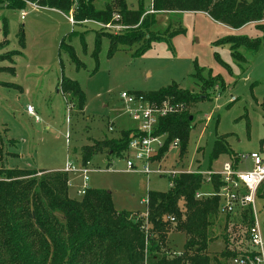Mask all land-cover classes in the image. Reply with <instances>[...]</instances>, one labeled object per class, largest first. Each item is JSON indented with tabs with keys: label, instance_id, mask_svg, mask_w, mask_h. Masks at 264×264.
<instances>
[{
	"label": "rangeland",
	"instance_id": "obj_1",
	"mask_svg": "<svg viewBox=\"0 0 264 264\" xmlns=\"http://www.w3.org/2000/svg\"><path fill=\"white\" fill-rule=\"evenodd\" d=\"M108 1L111 0H99L97 7L102 8ZM126 1L131 10H138L142 5L146 11L137 24L124 25L119 19L112 21L126 26L125 31H131L140 25L143 17L152 13V0ZM23 12L24 20L21 19ZM72 15V10L63 14L44 7L0 10V68L12 67L7 55L12 51L20 52V56L11 58L16 66L15 75L0 72V169L38 173L63 170L67 161L80 169L82 147L101 144L105 138L119 137L122 130L137 128L120 99L122 92L146 94L173 83L203 99L189 107L195 127L185 156L180 158V148L169 150L152 162L150 173L141 174L127 170V160L131 159L128 155L108 157L97 153L90 161L92 171L87 181L79 171L67 173L70 197L82 198L78 191L85 188L106 190L111 192L116 210L129 211L133 213L132 218L146 220L147 193L168 192L171 173L221 170L222 164L229 160L228 155H220L210 163L219 138L239 156L260 151L264 145V38L255 24L232 30L199 12L157 14L158 23L153 30L165 34L172 22L174 28H182L184 32L167 41L153 42L138 57L136 54L143 42L120 46L109 57L110 43L103 39L96 60V31L101 27L107 29L108 24L74 25L70 21ZM3 17L9 22L6 39L2 34ZM72 32L83 35V40L76 35L68 42L83 64L81 68L60 49L61 41ZM230 36L256 40L258 49H240L244 60H239L228 46L216 44L217 40ZM6 40L9 45H5ZM198 71L201 79L213 82L209 88L195 79ZM63 76L81 86L86 96L83 113L58 91ZM70 104L74 107L69 111ZM28 106L33 107L35 116L27 113ZM135 165L140 167L141 163L136 161ZM200 192L212 193L211 184H204ZM255 209L264 235V190L257 198ZM217 215L214 241L208 248L210 264L221 262L228 232L226 215ZM145 224L142 229L145 235L153 237L152 224L147 220ZM173 226L171 224L160 244L163 253H181L184 249L186 235Z\"/></svg>",
	"mask_w": 264,
	"mask_h": 264
},
{
	"label": "trees",
	"instance_id": "obj_2",
	"mask_svg": "<svg viewBox=\"0 0 264 264\" xmlns=\"http://www.w3.org/2000/svg\"><path fill=\"white\" fill-rule=\"evenodd\" d=\"M98 1L0 0V10L22 11L28 3L63 14H69L72 10L74 25H84V21L110 24L115 16L124 25L137 24L146 12L142 5L138 10L129 9L126 0H111L105 2L102 8L97 7ZM151 12L131 31L112 33L103 27L99 28L95 36L94 58H98L103 39L109 40V57L120 46L143 42L136 54L138 57L153 42L167 41L182 34L184 30L174 28L172 22L165 34L153 30L158 23L156 15L164 13L180 15L185 12H204L213 21L234 30L255 24L264 38V0H152ZM2 34L5 39L9 35L5 17L2 18ZM24 35L22 29V46ZM76 35L83 40V35L69 33L61 41L60 49L70 56L77 68H81L83 64L68 44ZM258 43L245 37L232 36L216 41L218 45L228 46L239 60H244L240 49L256 51ZM5 45H9L7 40ZM7 56L12 67H1L0 72L15 75V62L11 58L20 56V52L12 51ZM195 79L204 88H209L213 83L201 79L199 71ZM58 91L83 113L86 96L77 81L63 76ZM143 95L149 101L160 103L168 100L174 106L181 107L178 112L160 119L155 132L158 135L167 134L168 139L154 160L162 158L175 139L180 141V158L184 157L191 131L195 127L189 107L203 99L179 88L176 83ZM138 135L137 128L131 127L120 131L117 138H105L101 144L82 147V165L87 166L97 153H104L108 157L128 155V145ZM223 154L237 164L239 155L233 152L224 139L219 138L215 142L210 163ZM37 174L41 175L36 177ZM68 181V174L64 170H41L37 173L34 170L0 169V264H146V261L149 262L147 264H210L208 248L214 241L219 200L216 196L197 198L202 186L207 183V178L199 171L173 172L168 192L147 193L146 220L152 224L153 237L146 236L142 230L146 225L144 217L132 218V212L115 209L111 192L88 189L82 198H72L69 196ZM220 186L219 177L213 176V191H218ZM263 190L264 187L259 195ZM245 216L249 219L248 213ZM169 219H173V223ZM171 224H174V230L186 235L181 253H163L160 245ZM227 244L226 237L222 260L217 261V264H229V260L235 257L227 252Z\"/></svg>",
	"mask_w": 264,
	"mask_h": 264
},
{
	"label": "built area",
	"instance_id": "obj_3",
	"mask_svg": "<svg viewBox=\"0 0 264 264\" xmlns=\"http://www.w3.org/2000/svg\"><path fill=\"white\" fill-rule=\"evenodd\" d=\"M27 7L32 9L42 8L37 4L28 3ZM24 12L21 19H25ZM119 19L118 16L114 20ZM72 24L74 21L70 18ZM91 21H84L87 24ZM106 28L114 33H120L127 29L119 23H110ZM120 99L127 106L126 113L137 125L138 136L134 137L128 145L127 170H135L141 174L151 172L150 165L155 162L154 157L166 145L168 135L156 134V128L160 119L178 112L181 107L174 106L168 100L160 103L149 101L143 94L137 92L124 91ZM73 105H69V111ZM27 113L35 116L33 107H27ZM70 123V118L66 119ZM112 130V128H110ZM69 139V133L67 132ZM180 141L175 139L169 144V150L179 149ZM140 162L141 166L135 165ZM242 166V167H241ZM66 173L81 172L84 180H88V173L92 171L87 166L76 169L70 162H66L63 169ZM207 178V183L212 186V177L218 176L221 186L218 191H213L207 196H216L219 200L218 213L226 215L227 232V252L235 257L229 260V264H264V235L258 221V214L255 209L259 191L264 187V148L258 152L239 156L235 165L232 160L222 164L220 171L199 172ZM163 176L164 172H160ZM173 174V173H171ZM87 188L79 190L78 194L85 195ZM206 194L199 192L197 198ZM148 205V199L145 201ZM221 211V213H220ZM248 213L249 219L246 218ZM145 217L148 216L147 211ZM173 221V219H169ZM252 221V222H251Z\"/></svg>",
	"mask_w": 264,
	"mask_h": 264
},
{
	"label": "crops",
	"instance_id": "obj_4",
	"mask_svg": "<svg viewBox=\"0 0 264 264\" xmlns=\"http://www.w3.org/2000/svg\"><path fill=\"white\" fill-rule=\"evenodd\" d=\"M51 10H53V9H51ZM55 11H57V10H55ZM59 12V11H58ZM61 13V12H60ZM199 13H202V14H204V15H206L207 17H209L206 13H204V12H199ZM69 18V17H68ZM210 18V17H209ZM211 19V18H210ZM212 20V19H211ZM213 21V20H212ZM215 22V21H214ZM217 23V22H216ZM220 24V23H219ZM252 25H254V24H252ZM8 26H9V22H8ZM231 29V28H230ZM232 30H234V29H232ZM16 67V66H15ZM84 112V111H83ZM67 126H68V124H67ZM68 129V128H67ZM262 148H264V145L261 147V149ZM260 149V150H261ZM90 166V163L88 164V167ZM90 168V167H89ZM62 170V169H61ZM60 170V171H61ZM52 171H56V170H52ZM204 194H206V195H208V194H211V193H208V192H204Z\"/></svg>",
	"mask_w": 264,
	"mask_h": 264
},
{
	"label": "water",
	"instance_id": "obj_5",
	"mask_svg": "<svg viewBox=\"0 0 264 264\" xmlns=\"http://www.w3.org/2000/svg\"><path fill=\"white\" fill-rule=\"evenodd\" d=\"M191 119H192V117H191Z\"/></svg>",
	"mask_w": 264,
	"mask_h": 264
}]
</instances>
